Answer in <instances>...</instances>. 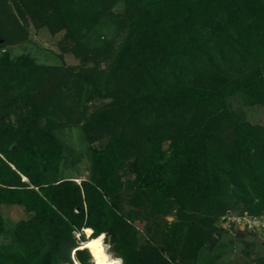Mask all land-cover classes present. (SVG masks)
Here are the masks:
<instances>
[{"label":"trees","instance_id":"trees-1","mask_svg":"<svg viewBox=\"0 0 264 264\" xmlns=\"http://www.w3.org/2000/svg\"><path fill=\"white\" fill-rule=\"evenodd\" d=\"M29 26L57 61L2 46ZM1 39L0 204L27 216L0 214V264H90L85 230L123 264H221L225 212L264 215V123L231 106L264 102V0H0Z\"/></svg>","mask_w":264,"mask_h":264},{"label":"rangeland","instance_id":"rangeland-1","mask_svg":"<svg viewBox=\"0 0 264 264\" xmlns=\"http://www.w3.org/2000/svg\"><path fill=\"white\" fill-rule=\"evenodd\" d=\"M27 33L28 35L26 41H23L19 44L3 43L2 46L8 50L11 55L19 52H28L37 61L53 62L58 60L56 53L62 50L63 44V42H61V31L50 33L45 27L34 28L29 26L27 27ZM0 41L2 42L3 40L1 39ZM51 57H53V60H51ZM62 59L66 63L77 62V58L74 57L70 52H63ZM98 103V100H93L90 103V107H93ZM231 106L233 108H241L242 116L249 122L264 123V102L259 105L248 107L247 105H239L235 99L232 98ZM78 132V127H71L60 131L59 133L63 140H70L74 143L75 148H79L81 141H79ZM84 164L85 162L83 161L81 163H76L73 168L71 167L63 169L61 174L78 176L75 177V180L79 181L82 176L86 175L85 167L80 166ZM0 214L3 216L7 226H11L16 219L27 216V214L17 204H0ZM250 216H252V214H248L246 210L238 212L236 209H229L225 212V218L220 221L225 231L222 232V235L219 238L220 241L223 240L225 243L222 242L224 244V246H222V252L220 256L215 259V262H220L221 264H241L243 261H246L245 264H260L259 260L261 258L264 259V215L254 216L253 224L248 226L246 223H244V221L245 217ZM169 218L170 216H167V219ZM73 232L74 236L79 241L78 232ZM83 234L86 236V231L85 233L83 232ZM3 238L6 239L7 236H4ZM228 238H232L233 243L235 242L232 247L230 243L226 244ZM101 242L105 247L106 253L110 257L115 258L116 255L108 250L107 243L104 240ZM90 253V264H93V254L91 251ZM205 255L206 250L199 254L198 258L201 257L202 259V257ZM76 262L79 264L78 261ZM76 262L74 264H76Z\"/></svg>","mask_w":264,"mask_h":264},{"label":"clouds","instance_id":"clouds-1","mask_svg":"<svg viewBox=\"0 0 264 264\" xmlns=\"http://www.w3.org/2000/svg\"><path fill=\"white\" fill-rule=\"evenodd\" d=\"M248 214H250V213H248ZM254 216H257V215L252 214V216H250V217H245L244 223H246L248 226H251L254 222L253 221ZM83 229L84 228H82V232H83ZM75 232H77V231H75ZM87 235L90 236V231H89V233L86 234V236L84 235V237H87ZM105 235H106V233H102L100 238H97L96 240H93L89 244L85 245L92 252L95 264H123L122 259H120V258H117L114 260L110 259L109 255L106 253L105 247L101 244V241L103 240V237ZM78 238H79V236H78ZM79 241H81V240H79ZM90 259H91V256L89 257V262L91 263ZM70 264H72V263H70ZM73 264H74V260H73Z\"/></svg>","mask_w":264,"mask_h":264},{"label":"bare ground","instance_id":"bare-ground-1","mask_svg":"<svg viewBox=\"0 0 264 264\" xmlns=\"http://www.w3.org/2000/svg\"><path fill=\"white\" fill-rule=\"evenodd\" d=\"M86 231V233H89V230H85ZM101 233H99L98 235H100ZM97 235V236H98ZM90 237L89 235H88V237H85V239L84 240H81V242H80V245L78 246V248L79 247H86L85 245H87V244H89L91 241H93V240H96L97 238H100L101 237V235L100 236H98V237ZM101 244H102V242H101ZM82 245V246H81ZM87 248V250L89 251V249H88V247H86ZM89 253H90V251H89ZM90 256H91V253H90ZM112 256V255H111ZM110 257V256H109ZM118 257L116 256L115 258H113V257H110V259H117ZM91 260V259H90ZM76 261L74 260V263H75ZM93 264H95V262H94V258H93ZM69 264V263H68ZM76 264H78L77 262H76Z\"/></svg>","mask_w":264,"mask_h":264}]
</instances>
